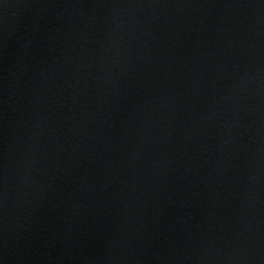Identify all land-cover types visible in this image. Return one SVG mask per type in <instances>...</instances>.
I'll return each mask as SVG.
<instances>
[{
  "label": "water",
  "instance_id": "95a60500",
  "mask_svg": "<svg viewBox=\"0 0 264 264\" xmlns=\"http://www.w3.org/2000/svg\"><path fill=\"white\" fill-rule=\"evenodd\" d=\"M0 264H264V0H0Z\"/></svg>",
  "mask_w": 264,
  "mask_h": 264
}]
</instances>
